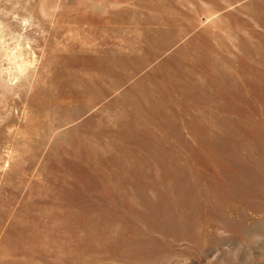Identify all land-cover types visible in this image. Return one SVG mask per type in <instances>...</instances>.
<instances>
[{
  "label": "rangeland",
  "instance_id": "rangeland-1",
  "mask_svg": "<svg viewBox=\"0 0 264 264\" xmlns=\"http://www.w3.org/2000/svg\"><path fill=\"white\" fill-rule=\"evenodd\" d=\"M0 264H264V0H0Z\"/></svg>",
  "mask_w": 264,
  "mask_h": 264
}]
</instances>
